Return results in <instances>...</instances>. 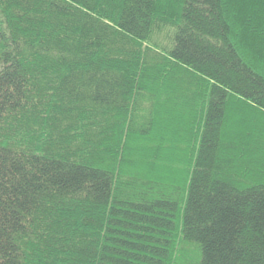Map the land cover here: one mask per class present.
<instances>
[{
  "label": "trees",
  "instance_id": "1",
  "mask_svg": "<svg viewBox=\"0 0 264 264\" xmlns=\"http://www.w3.org/2000/svg\"><path fill=\"white\" fill-rule=\"evenodd\" d=\"M0 264H264V0H0Z\"/></svg>",
  "mask_w": 264,
  "mask_h": 264
}]
</instances>
